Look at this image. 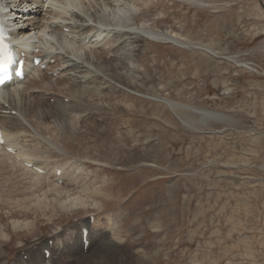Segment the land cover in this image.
Returning <instances> with one entry per match:
<instances>
[{"label":"rangeland","instance_id":"1","mask_svg":"<svg viewBox=\"0 0 264 264\" xmlns=\"http://www.w3.org/2000/svg\"><path fill=\"white\" fill-rule=\"evenodd\" d=\"M104 1L82 0L83 7L76 3L66 13L49 17L50 22H74L66 17L73 11L84 14L87 6L108 19H98L96 25L104 29L116 27L107 25L114 20L120 28L143 33L139 47L130 44L120 53L126 63L122 71L138 74L142 87H127L92 64L101 81L120 92L91 81L96 97L79 102L62 89L18 87L29 93L32 104L55 103L57 115L47 116L40 127L20 114L31 136L21 133L18 144L36 153L38 160L75 172L70 176L77 177L74 189L87 186L91 196L78 193L88 197V204L74 213L46 216L36 207L38 197L49 201L43 192L24 197L19 193L25 189L13 186L3 195L4 200L12 198L11 205L2 201V206L0 200V264H21V256L44 253L46 243L50 251L62 247L63 241L73 244L87 225L95 228L93 233L99 229L100 238L108 233L119 243L116 264H264V0ZM109 2L113 6L106 7ZM57 3L64 7L61 0ZM119 7L131 11L119 14ZM50 26L31 27L29 32L36 44L51 45L53 53L70 50L81 63L85 51L93 53L102 46L109 50L105 39L110 34L94 45L68 31L73 34L64 36L68 49ZM81 38L85 50L80 49ZM43 72L33 68L29 81L46 74L43 84L63 86L64 80L54 81L63 72ZM72 73L74 80L87 84L78 72ZM18 88L8 92L21 101V91L13 92ZM74 102L85 109L70 110ZM62 126H67L64 135ZM43 144L50 150L37 147ZM8 164L17 169L11 160ZM94 188L99 191L94 193ZM18 198L25 200L22 206ZM91 215L94 226L86 223ZM27 221L34 224L33 231L20 229ZM80 245L86 254L83 241ZM79 252L55 254L47 264L53 259L54 264H82L73 258ZM23 261L34 263L31 257Z\"/></svg>","mask_w":264,"mask_h":264},{"label":"bare ground","instance_id":"2","mask_svg":"<svg viewBox=\"0 0 264 264\" xmlns=\"http://www.w3.org/2000/svg\"><path fill=\"white\" fill-rule=\"evenodd\" d=\"M119 1H123L124 3H127L126 0H116V2H119ZM2 2L6 4V0H2ZM12 2H15L16 4L14 5V7L9 12H7V15H9L10 12L12 13L14 10L13 15L16 18L14 20H11L10 23L13 25L16 23L21 24L20 30L18 32V34L21 35L20 36L21 46H25L26 44H28V45L33 44L35 42L34 41L35 39H33V37H32L33 34L30 35V32H29L30 29L33 28L34 30H37L35 28L40 29L45 24L49 25V23L51 25L49 27V31L51 33L53 32V34H55L57 41L59 43H61L62 46L63 45L67 46V41L65 40V37L72 38L71 36L73 34H69L68 31L76 32L77 34H74L75 36H78V38H80L79 35H81V37L83 36L85 38L86 42L94 43V45H96L95 43L98 39L106 38L107 35L105 33H107L108 35L109 34L111 35V32L113 33V37L111 36L112 39L109 38L110 35H109V37H107L109 39H107V38L105 39V44H109V47H108L109 50L108 49L106 50L102 46L99 49L93 50V53L85 51L84 54H86L85 55L86 58H85V61H83L84 63L82 61L80 63V61L78 62V61H76V59L71 57L72 52L70 50H68V49H70L68 47L69 45L67 46L68 51H66L65 54H61L60 53L61 51L56 50V49H55L56 52L53 53L50 50L51 45H50V47H45V48L42 46V49H41L39 54L43 55V57L46 61H49L51 59L55 60V63L50 64V66H48L46 71L52 70L53 72H58L59 74L61 72H63L61 75L57 76L56 79L54 80L58 84H60V82L64 80L62 87L55 88L54 86H52V84L50 82H47V84H45V83L43 84V82L47 78L46 74H43L41 79L38 77L39 79H31V81H29L30 78L32 77V75L30 74V71L33 68L34 69L37 68V67H33L32 65H29L27 78H25L23 81H19L17 85H14V87L13 86H11V87L10 86H4L3 88L0 89V104H3L2 106H0V128L2 129V137L0 139V147H1L0 149L3 151L2 154L0 153V177H2V178H0V200L2 203L1 205L2 206L4 205L3 202H5L7 205H11V203L8 201L12 200V198L9 197V199L4 200L3 195L6 192L10 191L13 186H18L20 188L25 189L23 192L19 193V196L22 195L24 197H28V195H30L29 197H32L35 194L37 195L39 192H43V194H45V196L47 198H49V201H41V198L38 197V199L36 201V207H38L39 209H42V212L46 216L50 212H53L55 215H68L69 213H74L76 210H78L77 208H79V207L84 208L86 206V204H88V197L82 196V194H78V193L84 192L89 197L91 196V194H90L87 186L83 187L82 191H77L74 189L75 184H76L75 182L77 181L76 180L77 177L75 175L74 178L75 177L76 178L71 179L70 176H73L75 172L71 173V174H73V175H71L69 171L66 172L64 170L65 168L63 167V164H57L54 162L55 164L51 165L49 162H47L45 160H38L35 158L36 153H34L31 150L26 149L23 144L22 145L18 144L20 141L21 133H25V137L31 136V132H29L30 130H29L28 126L26 125V123H24V121L21 120L20 114L23 115L26 119H28L30 123L32 120L33 126L35 125V126H40V127H42L43 123L44 124L46 123L47 116L52 117V118L53 117L56 118V116H57V115H55V113H56L55 108H54L55 103L46 104L43 102H39L40 101L39 100L37 102V104H32V103H30L31 102L30 100H32V99H31V96L29 95V93L22 92L21 91L22 89L20 90V88H18V87L24 88V86L27 85L28 89H30L32 87L36 88V86H37V88L42 89L40 91H43V92L52 91V90L54 91V89L56 91H60V89H62L63 90L62 92L68 93L69 95H71V97L74 96L75 98L78 99L79 102L85 101V98H87V97L90 98V97H93L94 95L96 97V92L93 88H91L92 85H90L91 81H93L91 84H95V83L104 84L106 90L110 88L107 91L117 89L116 87H114V86L112 87L111 85L101 81V80H103V78L100 75H98L96 72H94L90 69L89 65L92 64L95 66V68L103 71V73L107 74L112 79H115L117 82H119L123 85H127V87L129 86L130 88L132 87V88L137 89V87L141 86V85H139L140 81H139L138 74L131 75V74H128L129 72L127 73V72L122 71L123 68H125L126 63L124 61L123 55H120V53L122 54V52L124 50H129L128 46L130 44H136L138 42V40L141 38L140 35H142L143 33L141 34L137 30L120 28L119 27L121 25V24H119L120 22L118 24L117 23L114 24V22H115L114 20L113 21L109 20L107 25H114L116 27L112 26L111 29L110 28L104 29V28L98 26L100 24L98 19L100 18V19L106 20L107 18L106 19L102 18L99 15L100 10H98V9H97V12L95 11L96 13L92 12L94 10L89 12V10L91 8L87 7V6L84 9V14H87L90 18L93 17L95 24L90 23L89 17H87L84 14H81L79 12H76V11L72 12L71 18L66 17V19H72L74 22L62 21V23L60 22L57 25L50 22L49 17H51L52 15H56L57 13L65 12L66 10L71 9L70 7L75 5L76 3L79 4L81 7H83L82 0H61V2L64 4V7H59L57 2H60V0H52L49 3L50 9L49 10L46 9V11H44V12H43V9L45 7V4L43 5V7L42 6H40V7L35 6L36 12L39 11L41 13V15L33 17V18H36L34 21H32L30 19L32 17H28V15L26 14V10H24V8L20 2H19V4H18V1H16V0H12ZM110 2H109V5L105 4L106 7L107 6H113V3H110ZM104 3H105V1H104ZM31 4H33V3H31ZM31 4H29V5H31ZM55 4H57V7H54ZM25 6H27V5H25ZM9 7H10V5L6 4V6L3 8V10H7V8H9ZM118 9H119L118 10L119 14H121L122 12L127 13V12L131 11L129 8H126V7H119ZM113 12L115 13L116 11L113 10ZM91 13H92V15H91ZM9 19H11V18H9ZM64 24H65V26H64ZM96 24H98V25H96ZM76 27L77 28L79 27L80 29L76 30V31L73 30V28H76ZM65 29H68V30L66 31ZM64 31H65V35H63ZM92 33H94V35L91 37ZM104 34L106 36H104ZM160 34L158 35L159 36L158 38H160ZM55 37H54V39H55ZM170 37L171 36H168V38H170ZM162 38H164V37L162 36ZM56 39H55V41H56ZM81 39L83 40V38H81ZM86 42H84V40L79 42V44H83V45H81L80 49L85 50V48H88L87 46H84ZM48 44H50V43L48 42ZM55 44H56V42L53 43L54 47H55ZM136 47H139V46H137V44H136ZM64 48H66V47H64ZM80 49H79V51H80ZM135 52H136V54H138L139 49L135 48ZM110 53H112V54L109 55ZM66 54H67V56H66ZM69 55H70V57H69ZM37 69L40 70L39 68H37ZM40 71L43 72V70H40ZM72 72H78L77 77H82V78L84 77V79H85L84 81L87 82V84L77 82L76 81L77 79L74 80V78H73L74 76L72 75L74 73H72ZM75 74H77V73H75ZM79 75H81V76H79ZM51 76H53V75H51ZM87 77H89V78L92 77V78L90 81H88ZM48 78L53 80L51 77H48ZM51 80H49V81H51ZM10 88H18V89L13 90V92H16V91L18 92L19 90L21 91V93H19V94H21V97H20L21 101L17 99L15 94H13V93L10 94L8 92V90H10ZM5 90H6V92H4ZM23 90H25V89H23ZM117 91L120 92L119 89H117ZM2 93H8L9 95L8 96H6L5 94L2 95ZM46 93H50V92H46ZM55 94H57V93H55ZM104 98L107 100L109 97L104 96ZM23 101H24V103H23ZM81 104L74 102L73 105H70V106H73V108H69V109L70 110H80L83 108L85 109V107L82 106ZM39 112H41V114L43 112L44 116H43V114L41 115ZM60 117H62V116H60ZM67 118L70 119V117H67ZM57 120H58V118H57ZM69 124H71V123H69ZM61 128L63 131L60 134L64 135L66 133V132H64V130L67 129V126H62ZM75 128L77 129L78 126H75ZM75 128H73V129H75ZM46 132L49 134H52V132H50V131L46 130ZM74 132H75V130L73 131V133ZM12 134H13V136H12ZM56 137L59 138L58 133L56 134ZM61 139H63V137ZM2 140H3V142H2ZM44 146H46L47 149L50 148L46 144L45 145L43 144V145L37 146V147L40 148V147H44ZM49 146L52 147L53 145H49ZM8 147H11L12 150H8ZM55 149H58V148H55ZM55 149H52V150L55 151ZM55 153L57 154V151ZM52 155L54 156V154H52ZM8 160L9 161L11 160L13 162L14 168H17V169L12 170L11 168H8L9 167ZM30 163H32V165H30ZM15 165H16V167H15ZM50 165H51V168H50V170L47 171L46 168L48 166L50 167ZM13 166H12V168H13ZM56 166H57V168L54 169ZM58 168L62 169L61 174H58V171H57ZM38 169H43V171L40 172ZM11 170L13 171V173L10 172ZM19 171L21 173H19L17 175L16 173ZM9 174H10V178L8 177ZM11 176L14 177V180H12L13 177H11ZM27 179H28V181L25 182V180H27ZM61 179H63V181H61ZM96 191H99V188H96V189L94 188V193ZM9 196H11V194ZM21 201H23V203H25V200L18 198V200H17L18 206H22ZM28 204H26V205L24 204V206H27ZM89 221H90V219H89ZM89 221H87L86 223H90ZM113 224L114 223L112 221L111 225H113ZM33 226H34V224L32 222L27 221L23 225H20L19 227H21L20 228L21 230L29 229L26 231H31V230L33 231ZM94 229L95 228L93 227L92 229L89 230V239H90V244L92 245V247L90 246V248H89V250H87L86 254L84 253V250L81 248L82 245H80V242H82V235H81V237H79V235H77V237L73 240V244H69L67 241H63L61 243L62 247L57 248V249L55 248L54 251L52 250L51 256L49 257V259L51 260L55 254L58 256L59 254H61V255H64L66 253L72 254V253H77V251H80L78 253V255L73 257V258L77 259L82 264H96V263L97 264H116L117 263V257H120L118 255L120 254V251H121L120 249H118L119 243L117 241H115L112 237H110V235L108 233L105 234L107 236V238H105L102 241V239L105 237V235L100 238V230L97 229V232L93 233L92 231ZM116 233L119 234V232H117V231H116ZM117 238L121 239L119 236ZM44 245H46V248L48 247L47 243ZM55 251H56V253L54 254ZM71 254H69V255H71ZM28 257L32 258V261L34 262L33 264H47V258L44 257V253H42V252H39V253L31 252V253H29ZM99 257H101V258L99 259ZM21 259L25 260L23 256H21ZM23 260L20 261L21 264H25V261H23ZM52 263L54 264V259H53Z\"/></svg>","mask_w":264,"mask_h":264}]
</instances>
